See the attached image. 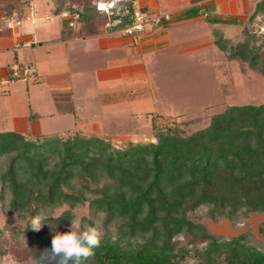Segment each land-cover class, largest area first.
<instances>
[{
    "label": "trees",
    "instance_id": "trees-1",
    "mask_svg": "<svg viewBox=\"0 0 264 264\" xmlns=\"http://www.w3.org/2000/svg\"><path fill=\"white\" fill-rule=\"evenodd\" d=\"M122 4L127 14L115 16L113 9L110 15L119 20L115 31L135 21V0ZM63 6L53 12L77 13L79 27L107 16L97 4L79 8L72 1ZM260 17L264 0L256 3L237 42L217 28L225 22L217 10L193 7L178 20L204 19L213 45L228 60L264 77V34L252 28ZM63 22L70 27L69 20ZM14 72L9 71V81L24 77L21 72L16 78ZM152 128L150 142L123 146L73 131L56 137L0 132V207L21 220L29 221L41 210L47 214L41 230L34 231L28 257L36 261L50 249L52 237L67 232L73 210L87 206L89 217L82 225L100 219L104 233L86 264H264V245L246 234H212L204 221L194 218L202 209L211 221L237 223L264 215V103L227 106L190 135L173 119L152 122ZM63 206L69 209L52 215ZM259 231L264 235V227ZM19 237L20 232L6 235L0 228V258Z\"/></svg>",
    "mask_w": 264,
    "mask_h": 264
},
{
    "label": "rangeland",
    "instance_id": "rangeland-1",
    "mask_svg": "<svg viewBox=\"0 0 264 264\" xmlns=\"http://www.w3.org/2000/svg\"><path fill=\"white\" fill-rule=\"evenodd\" d=\"M72 1L79 8L114 2L115 16L127 14L122 4L127 0H0V132L31 131L56 137L73 131L107 137L114 145L123 146L150 142L152 122L161 125L173 119L183 134L190 135L205 128L211 116L227 106L264 103V77L228 60L213 45L211 28L204 19L174 25L176 10L181 9V14L193 7L217 10L225 19L217 28L237 42L243 39V29L260 0H135V5L154 17H169L168 21L163 18L167 21L164 24L148 26L144 33L174 25L155 32V49L143 57L126 47L100 50L90 39L68 47L45 44L59 38L62 29L72 33L113 30L119 22L107 14L84 27L76 21L79 28H67L61 13L53 9ZM252 28L264 34V17ZM130 52L134 62L128 70L109 62ZM14 67L19 73H35L1 83ZM64 74L70 77L73 88H66L62 82L67 76ZM56 101L67 102L70 107L73 103L74 113L52 118ZM13 118L19 120L16 126ZM25 118L38 121L28 123ZM68 209L63 206L52 215L59 216ZM205 213L202 209L194 218L204 221L212 234L226 238L246 234L255 244L264 245V235L259 231L264 227V215L252 214L233 223L225 218L211 221ZM77 214L83 223L89 209L80 207ZM96 222L103 235L101 220ZM0 228L6 235L20 232L18 242L11 244L0 264H35L26 255L34 235L30 220H21L13 211L0 207ZM184 264L197 263L191 260Z\"/></svg>",
    "mask_w": 264,
    "mask_h": 264
},
{
    "label": "crops",
    "instance_id": "crops-1",
    "mask_svg": "<svg viewBox=\"0 0 264 264\" xmlns=\"http://www.w3.org/2000/svg\"><path fill=\"white\" fill-rule=\"evenodd\" d=\"M176 13H177V17H176V19H177L176 21L177 22L174 25H180V24H183V23L193 22L195 20L202 19V18H194V19H188V20H178L183 14H181V9L178 10V11L176 10L175 14ZM174 25L167 24L166 26H164L162 28H167V27L174 26ZM162 28H157V30H162ZM155 32L152 30V31H149L147 34L146 33H142V34L137 35V36L128 37V36H124L122 34V31H120V30L119 31H115V30H112V29H108L107 30V29H103L102 28L101 30H94L92 32L83 31L82 33H80V32L72 33V32H67L66 30L62 29V34H61V36L59 38H55L54 40H51L50 43H45V42L44 43L45 44H49V45L50 44L51 45L64 44L66 47H68V45H70V44L80 43V42H83V41H85L87 39H90V40H94L97 43L98 49H100V50H106V49H109V48L118 49V48H125L126 47V48H131L132 51L134 50L133 52L136 55L140 56V55H142L143 53H146V52L150 53V51H153L155 49L154 48V43H155L156 40L153 39V35L155 34ZM143 56L144 55H142V57ZM15 57H16L15 59L17 60L18 59L17 56H15ZM112 61H113L114 65H119V67H118L119 69L121 67H124V68L127 67L126 68L127 70L130 69V67L132 66V64L134 62L131 52L130 53H126V55H124L122 57H117L115 59L109 60V62H112ZM15 67L18 68V66H15ZM15 67H14L13 70L17 71L15 69ZM21 70H22V68H21ZM127 70H126V72H127ZM30 71H32V75H34L35 70L34 71L30 70ZM64 75H67V74H64ZM64 77L65 78L62 80V82L65 83L66 88H68L69 86H70L69 88H73V86H71L72 83H71L70 77L68 75L64 76ZM51 80L52 79H50V81ZM53 80H54V77H53ZM54 81H57V79L54 80ZM7 82H9L8 79H3L1 83L6 84ZM34 84H36V83H34ZM52 87H54V85ZM58 102L56 101L54 103V107H55L56 110H54L55 112H52L50 114V116L52 118L56 117V115L59 116V117H61V116L62 117H67L68 115L74 113L75 107H74L73 103L71 104V107H70V104H68L67 102H64V101H58ZM25 119H26V121H28V123L29 122L31 123V122H34V121H38V120H35L36 118H32L33 121L31 119H29V118H25ZM37 119H39V118H37ZM18 122H19L18 119L13 118V123H14L15 126L17 124H19ZM9 131H13V130H9Z\"/></svg>",
    "mask_w": 264,
    "mask_h": 264
},
{
    "label": "clouds",
    "instance_id": "clouds-1",
    "mask_svg": "<svg viewBox=\"0 0 264 264\" xmlns=\"http://www.w3.org/2000/svg\"><path fill=\"white\" fill-rule=\"evenodd\" d=\"M78 208L73 210L71 226L66 233H57L52 237L51 248L44 249L36 259L35 264H86L95 254L102 241V232L96 226L83 224L77 214ZM47 214L44 210L38 212L30 220L33 231H40Z\"/></svg>",
    "mask_w": 264,
    "mask_h": 264
},
{
    "label": "built area",
    "instance_id": "built-area-1",
    "mask_svg": "<svg viewBox=\"0 0 264 264\" xmlns=\"http://www.w3.org/2000/svg\"><path fill=\"white\" fill-rule=\"evenodd\" d=\"M97 9L111 15L113 13L112 10L114 9V2H99L97 3ZM152 14L153 13L151 12H144L142 8L134 5L135 21L131 26L126 27L122 30L123 34L126 36H133L136 34L138 35L144 33L148 26L153 24L158 25L163 20V18L167 21L169 20V17H154ZM78 17L79 15L77 13H71L67 11L61 13V18L63 20H69L70 27H75ZM50 18H52V16H50ZM23 75L25 77L33 76L32 73L28 70H24ZM13 76L18 78L21 76V73L15 71Z\"/></svg>",
    "mask_w": 264,
    "mask_h": 264
}]
</instances>
